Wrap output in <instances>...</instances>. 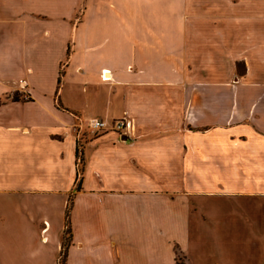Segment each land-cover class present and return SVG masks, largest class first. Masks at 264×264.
Segmentation results:
<instances>
[{"label":"crops","instance_id":"obj_1","mask_svg":"<svg viewBox=\"0 0 264 264\" xmlns=\"http://www.w3.org/2000/svg\"><path fill=\"white\" fill-rule=\"evenodd\" d=\"M67 219L64 264H264V0H0V264Z\"/></svg>","mask_w":264,"mask_h":264},{"label":"built area","instance_id":"obj_2","mask_svg":"<svg viewBox=\"0 0 264 264\" xmlns=\"http://www.w3.org/2000/svg\"><path fill=\"white\" fill-rule=\"evenodd\" d=\"M107 72L109 73V71L105 69L101 71L100 76L104 81L109 79L106 75ZM76 127L80 132L84 130L87 135L91 136L106 132H115L119 136H125L133 130V124L131 120L126 116H122L112 120H105L97 117L89 118L87 121H85L84 123L81 122V124L77 125Z\"/></svg>","mask_w":264,"mask_h":264},{"label":"rangeland","instance_id":"obj_3","mask_svg":"<svg viewBox=\"0 0 264 264\" xmlns=\"http://www.w3.org/2000/svg\"><path fill=\"white\" fill-rule=\"evenodd\" d=\"M89 1V0H88ZM237 70H238V72H242V70H243V66H242V64H238L237 65ZM62 72H61V70L59 71V75L61 74ZM59 77V76H58ZM21 85H22V83H21ZM58 94L56 95V98H58ZM11 98H13V99H16V100H28V99H30V97H28V96H26L24 93H22L21 95H13ZM94 118V117H93ZM79 124H81V123H79ZM78 131V130H77ZM81 137H82V135L81 134H78L77 135V138H80L81 139ZM76 154H77V158H76V163H77V167H78V169H77V171H78V177H80V175H81V164H82V159H81V154H82V145H80L79 143H78V145H77V149H76ZM259 229H261L260 230V236H261V240L263 241L264 240V225H259ZM245 233V232H244ZM65 237H67V235L65 236ZM179 251V250H178ZM261 251H263V248H261ZM176 259H177V262H178V264H183V262H184V260H183V258H182V254L181 253H179V252H177V250H176ZM236 260H237V262H239L238 264H241L240 262V260H241V258H239V257H236ZM190 264H196L195 262H193V261H190ZM244 264H261L260 263V255H258V253L256 254V253H253L252 255H248L247 257H245V262H244Z\"/></svg>","mask_w":264,"mask_h":264},{"label":"trees","instance_id":"obj_4","mask_svg":"<svg viewBox=\"0 0 264 264\" xmlns=\"http://www.w3.org/2000/svg\"><path fill=\"white\" fill-rule=\"evenodd\" d=\"M61 75V74H60ZM60 75L58 77V82L60 81ZM16 100V99H14ZM71 198H69V202H68V207H67V215H68V211H69V207H70V204H71ZM66 215V216H67ZM68 226V219L66 220V232L67 233V237H64L63 239V244H62V255L60 257V264H64L65 263V260H66V252L65 250L63 249V247L65 248V245L68 243L69 241V227L67 228ZM184 264V263H183Z\"/></svg>","mask_w":264,"mask_h":264},{"label":"bare ground","instance_id":"obj_5","mask_svg":"<svg viewBox=\"0 0 264 264\" xmlns=\"http://www.w3.org/2000/svg\"><path fill=\"white\" fill-rule=\"evenodd\" d=\"M106 75L108 76V78L110 77V73L107 72Z\"/></svg>","mask_w":264,"mask_h":264}]
</instances>
